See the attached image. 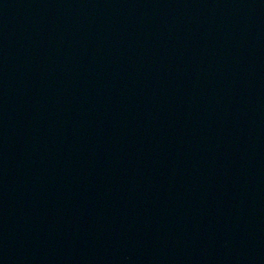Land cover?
I'll return each mask as SVG.
<instances>
[{"label": "water", "instance_id": "obj_1", "mask_svg": "<svg viewBox=\"0 0 264 264\" xmlns=\"http://www.w3.org/2000/svg\"><path fill=\"white\" fill-rule=\"evenodd\" d=\"M0 264H264V0H0Z\"/></svg>", "mask_w": 264, "mask_h": 264}]
</instances>
